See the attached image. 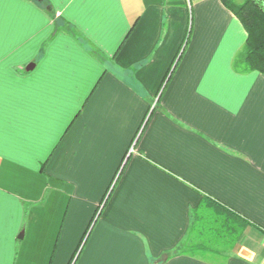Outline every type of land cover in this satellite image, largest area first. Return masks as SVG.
Returning <instances> with one entry per match:
<instances>
[{
	"label": "crops",
	"instance_id": "crops-1",
	"mask_svg": "<svg viewBox=\"0 0 264 264\" xmlns=\"http://www.w3.org/2000/svg\"><path fill=\"white\" fill-rule=\"evenodd\" d=\"M245 37L220 0H0V264H264Z\"/></svg>",
	"mask_w": 264,
	"mask_h": 264
},
{
	"label": "trees",
	"instance_id": "trees-1",
	"mask_svg": "<svg viewBox=\"0 0 264 264\" xmlns=\"http://www.w3.org/2000/svg\"><path fill=\"white\" fill-rule=\"evenodd\" d=\"M220 2L239 20L246 33L243 46L232 60V68L237 72L257 71L264 76V0H243L241 3H235L234 0H220ZM208 204L214 214L216 213L214 221L217 222L219 220L217 217L221 216L225 220V223L223 221L222 223L229 233V229L234 227L232 222L237 218L232 212L214 202Z\"/></svg>",
	"mask_w": 264,
	"mask_h": 264
},
{
	"label": "water",
	"instance_id": "water-1",
	"mask_svg": "<svg viewBox=\"0 0 264 264\" xmlns=\"http://www.w3.org/2000/svg\"><path fill=\"white\" fill-rule=\"evenodd\" d=\"M31 68H32V63H30V64H28V65L26 66V69H31ZM20 235H21V232H20L18 238L20 237Z\"/></svg>",
	"mask_w": 264,
	"mask_h": 264
},
{
	"label": "rangeland",
	"instance_id": "rangeland-1",
	"mask_svg": "<svg viewBox=\"0 0 264 264\" xmlns=\"http://www.w3.org/2000/svg\"><path fill=\"white\" fill-rule=\"evenodd\" d=\"M243 0H234L235 3H241ZM80 260V259H78ZM80 261L76 262V264H78Z\"/></svg>",
	"mask_w": 264,
	"mask_h": 264
},
{
	"label": "built area",
	"instance_id": "built-area-1",
	"mask_svg": "<svg viewBox=\"0 0 264 264\" xmlns=\"http://www.w3.org/2000/svg\"><path fill=\"white\" fill-rule=\"evenodd\" d=\"M130 150H131V148H130Z\"/></svg>",
	"mask_w": 264,
	"mask_h": 264
}]
</instances>
